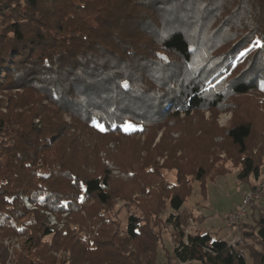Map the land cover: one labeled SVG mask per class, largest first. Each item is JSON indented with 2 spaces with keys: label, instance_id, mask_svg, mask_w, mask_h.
Listing matches in <instances>:
<instances>
[{
  "label": "trees",
  "instance_id": "1",
  "mask_svg": "<svg viewBox=\"0 0 264 264\" xmlns=\"http://www.w3.org/2000/svg\"><path fill=\"white\" fill-rule=\"evenodd\" d=\"M263 161L264 0H0V264H158L162 227L168 264H264L263 206L235 246L183 209Z\"/></svg>",
  "mask_w": 264,
  "mask_h": 264
},
{
  "label": "rangeland",
  "instance_id": "2",
  "mask_svg": "<svg viewBox=\"0 0 264 264\" xmlns=\"http://www.w3.org/2000/svg\"><path fill=\"white\" fill-rule=\"evenodd\" d=\"M209 116L210 114L206 113V118H208ZM232 118H233V114L231 112L222 113L219 114L218 117L216 118V123L220 127H226L230 125ZM66 120L71 121L70 116H67ZM36 123H38V120H36ZM160 136L161 133H159L158 137L154 141L153 146L159 140ZM140 138L141 141L143 142L145 141L146 136L142 135ZM135 143H137V141H135ZM130 147H133V144H130ZM212 153L216 154L220 158H225V157L229 158V155L225 152L224 149L216 148L215 151H213ZM144 155H145L144 152L140 153V156H144ZM160 162L162 163L163 160L160 159ZM226 165L232 169V174L227 176H221L217 178L215 181L208 180V182L206 183V194L202 193L198 183L194 184L193 194L190 200L183 208L185 212L188 213L189 215L188 226L185 229L186 235L195 234L197 232L208 231L216 234V236L225 238L228 241H232V239L235 236H237V234L234 233V230L227 227L226 222L224 220V216L225 214L235 210L242 203L244 195L247 192L254 189L258 184L264 183V161L260 168V177L259 178L252 177L249 184L238 181L236 178L238 169H234L229 162ZM219 167L220 165L214 167L213 173L215 172L217 173ZM168 177L172 181L174 180L172 173L169 174ZM24 201L28 207L31 206L26 198ZM115 202L118 207H123L125 203L121 198H119V196L116 197ZM262 206L264 207V198L262 201ZM127 208L128 207H125L120 215V221L122 223L123 228L126 226L128 215L132 213V211L133 212L137 211L134 205L130 206V208L128 209ZM170 212L171 211L168 210L167 212L161 215L163 221L166 219V217ZM45 214L48 216L50 225L56 226L59 229H62L63 226H65L66 220L69 218L67 216L68 214H63L60 219L57 218L55 214L49 212H46ZM196 217H201V219L196 221L195 220ZM162 231L164 237L163 241H165V248L170 251L172 250L171 249L172 246H174L175 244L173 229L162 227ZM5 241H7L6 245H8V247L10 246L9 247L10 257L8 260V264H9V262H11V260L15 258V253H13V250L15 251L20 250L23 239L18 237H11V238H6ZM185 241L187 240L185 239ZM163 246H164V242H163ZM165 248H162L160 250L158 264H168L164 254ZM189 264H201V263L192 262Z\"/></svg>",
  "mask_w": 264,
  "mask_h": 264
},
{
  "label": "built area",
  "instance_id": "3",
  "mask_svg": "<svg viewBox=\"0 0 264 264\" xmlns=\"http://www.w3.org/2000/svg\"><path fill=\"white\" fill-rule=\"evenodd\" d=\"M263 198L264 183H261L244 195L242 203L235 210L225 214L224 220L227 227L234 230V233L237 234V236H235L232 241H230L231 245L235 246L238 243H242L243 240L239 233V225L241 221L247 217L252 208L262 207ZM180 264H189V262H181Z\"/></svg>",
  "mask_w": 264,
  "mask_h": 264
}]
</instances>
